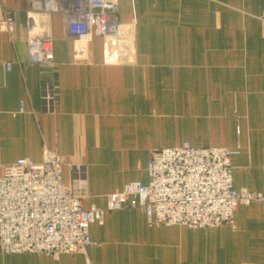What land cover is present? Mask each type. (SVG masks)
<instances>
[{
    "label": "crops",
    "instance_id": "0c3cea01",
    "mask_svg": "<svg viewBox=\"0 0 264 264\" xmlns=\"http://www.w3.org/2000/svg\"><path fill=\"white\" fill-rule=\"evenodd\" d=\"M28 9L0 0V21L14 20L12 37L0 25V164L53 150L83 208L104 209L124 184L148 182L152 150L188 142L230 150L233 186L264 197V0H119L120 21L134 23L132 64L104 63L98 37L75 61L58 13L36 18L52 36V66L30 62ZM88 234L86 254L0 253V264H264L258 201L198 229L122 208Z\"/></svg>",
    "mask_w": 264,
    "mask_h": 264
},
{
    "label": "built area",
    "instance_id": "2783aa9c",
    "mask_svg": "<svg viewBox=\"0 0 264 264\" xmlns=\"http://www.w3.org/2000/svg\"><path fill=\"white\" fill-rule=\"evenodd\" d=\"M28 60L53 64L52 36L37 27L36 18L61 15L72 42L75 61H84L94 37L102 41L103 61L132 64L134 23L119 19V0H25ZM13 17L6 12L0 25L13 36ZM11 65L6 64L5 70ZM231 151L223 147L196 148L188 142L151 151L148 182H130L108 195L104 209H84L82 198L62 181L61 157L44 148L39 162L20 158L0 164V253H35L57 258L86 254L94 245L91 222L107 211L140 209L150 224L181 225L192 229L217 227L232 221L239 204L264 197L235 188ZM80 174L83 166H72Z\"/></svg>",
    "mask_w": 264,
    "mask_h": 264
}]
</instances>
